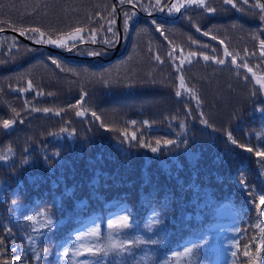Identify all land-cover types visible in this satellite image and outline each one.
<instances>
[{
	"label": "trees",
	"instance_id": "1",
	"mask_svg": "<svg viewBox=\"0 0 264 264\" xmlns=\"http://www.w3.org/2000/svg\"><path fill=\"white\" fill-rule=\"evenodd\" d=\"M166 1L0 0V29L83 36L0 34V264H264V9Z\"/></svg>",
	"mask_w": 264,
	"mask_h": 264
},
{
	"label": "snow or ice",
	"instance_id": "2",
	"mask_svg": "<svg viewBox=\"0 0 264 264\" xmlns=\"http://www.w3.org/2000/svg\"><path fill=\"white\" fill-rule=\"evenodd\" d=\"M129 3L132 2V0H128ZM188 3H199L200 5H204V0H187ZM224 2L226 4H233V0H224ZM243 2L246 4L248 3V0H243ZM157 5H159V0H157ZM234 6V5H233ZM257 6L260 8V9H264V3H259V0H258V3H257ZM185 7V4L184 3H178V4H173L171 5L170 7H168V11L171 12L173 10H175L176 12H179L181 10V8ZM209 12H214L215 10L212 9V8H208L207 9ZM125 16L127 17L124 21V24H125V29L127 30L128 26H129V21L131 19V17L128 16V14H125ZM154 23V22H153ZM113 26H114V21H109V26H108V29L107 31L112 33V39H106L104 41V44L106 45H113L114 43H116L118 37H119V33H116L113 31ZM31 31L33 32H37L39 33V29H32ZM25 33L24 32H21V35H24ZM41 37H43V33H40ZM204 35H208L207 32L204 33ZM214 38V37H213ZM78 39L80 41L83 40V36L81 35V30L80 29H77L75 33L73 34H69V36L67 37V40L65 39H60V40H52V39H39L36 41V43H48V44H53V45H56L58 47H62V48H66L68 51H71L72 49L71 48H67V41L70 40V41H73V42H77ZM92 42L95 43V37L93 36L92 38ZM222 43V42H221ZM262 45H264V42H262ZM73 47H75V43H73ZM89 55H101L102 53L100 52H89L88 53ZM171 55V54H170ZM190 55H195V54H190ZM226 55H231L229 53H227L226 51ZM157 60H159V56L156 57ZM205 60L209 59L208 57H204ZM232 61L233 63H235V57L233 56L232 57ZM55 63V61H53ZM190 63V61H188ZM217 63H220V64H223L224 63V60H218L216 61ZM184 61H181V64H183ZM249 71H251V69H249ZM259 82V81H258ZM180 83H181V87L184 86V80H183V77L181 76L180 78ZM28 88L29 90L32 88V84H31V81H29V84H28ZM191 91V90H189ZM177 95L179 96L180 95V92H177ZM192 95H195V92H192ZM45 111H48L47 109H45ZM78 115H83V113H77ZM93 115H95V113H93ZM13 123H15V121H12V120H4L3 121V128L4 129H8ZM132 123H136L135 121H133ZM147 123V122H145ZM204 123H206V121H204ZM133 138H135L133 136ZM229 139H231V136L229 134ZM160 142L157 141V144H159ZM166 144H171L173 143L172 141H166L165 142ZM232 143H236L235 140H232ZM153 152H156L158 151L157 148H153L152 149ZM247 151L251 152L253 151V149L249 148L247 149ZM257 155L258 156H262L264 157V152H257ZM259 201H260V204L261 205H264V195H261L260 198H259ZM29 220H35L36 218L35 217H28ZM128 216H123L121 217L118 221H113L112 223H110L108 225L109 228H125L128 226ZM49 224L51 223V221L48 222ZM96 230L93 231L92 235H96ZM123 248V244H116V243H113L110 245V247L108 249H99L97 248V251H104L105 254H107V251L108 250H113V249H122ZM89 254H92V255H95V253L92 251V249H87L86 250ZM187 251V250H186ZM76 255H81V253L79 251L76 252ZM245 255L247 256L248 253L246 252ZM19 259V258H17ZM84 264H87V262H84Z\"/></svg>",
	"mask_w": 264,
	"mask_h": 264
},
{
	"label": "water",
	"instance_id": "3",
	"mask_svg": "<svg viewBox=\"0 0 264 264\" xmlns=\"http://www.w3.org/2000/svg\"><path fill=\"white\" fill-rule=\"evenodd\" d=\"M262 3H264V0H261ZM171 2V0H167L163 5H161L157 10L153 11V12H143V13H146V14H161L163 12V10L166 8V6ZM125 5H129V3H124ZM120 4H116V9H117V12H116V20H117V33H119V37L116 41V43L114 44V46L112 47L113 51H112V55H114L116 52H117V49L120 45V42H121V36H122V27H121V23H120ZM8 31H13L15 32L17 35H19L20 37H22L23 39L25 40H28L30 41L32 44L34 45H40V46H43L45 48H48V49H51V50H56V51H59L60 53L62 54H70L71 51L79 44H75V47L71 46L69 48H71L72 50L71 51H68L67 49H60V48H56V47H53L49 44H46V43H36L35 41H31L29 40L27 37H25L24 35H21V33H19L18 31H15V30H12V29H8V28H1L0 29V34L2 33H5V32H8ZM263 32H264V27H263Z\"/></svg>",
	"mask_w": 264,
	"mask_h": 264
},
{
	"label": "rangeland",
	"instance_id": "4",
	"mask_svg": "<svg viewBox=\"0 0 264 264\" xmlns=\"http://www.w3.org/2000/svg\"><path fill=\"white\" fill-rule=\"evenodd\" d=\"M182 2H183V0H174L173 4H178V3H182ZM173 4H172V5H173ZM168 12H169V11H168ZM75 32H76V31H74V32H72V33H68V34L62 35V36L57 37V38H54V39H52V40H60V39H65V40H67V37L69 36V34H73V33H75ZM81 35H82V33H81ZM69 42H72V41L68 40V41H67V44H68ZM46 44H48V43H46ZM49 45H51V46H53V47H56V48H62V47H58V46L53 45V44H49ZM185 57H187V58L189 57V58H190V54L186 55ZM213 59H214V60H218V59L215 58V57H213ZM181 60H183V57L181 58ZM252 74H253V77H254V79H255L257 85H258L259 88H260L261 93L264 95V76H263L262 74L258 73V72H252ZM258 81H259V82H258ZM178 85L181 86V83H178ZM183 88H184L185 90L188 89L186 85H184ZM105 240H106V239H105ZM151 253H152V252H149L148 254H139V255L137 256V259H136V260H138V262H137L136 264H149L150 261H151V256H150ZM156 264H161V263H160V262H156Z\"/></svg>",
	"mask_w": 264,
	"mask_h": 264
}]
</instances>
